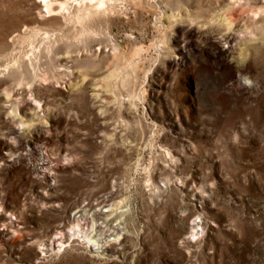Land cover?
Masks as SVG:
<instances>
[{
  "label": "rangeland",
  "instance_id": "1",
  "mask_svg": "<svg viewBox=\"0 0 264 264\" xmlns=\"http://www.w3.org/2000/svg\"><path fill=\"white\" fill-rule=\"evenodd\" d=\"M0 264H264V0H0Z\"/></svg>",
  "mask_w": 264,
  "mask_h": 264
},
{
  "label": "bare ground",
  "instance_id": "2",
  "mask_svg": "<svg viewBox=\"0 0 264 264\" xmlns=\"http://www.w3.org/2000/svg\"><path fill=\"white\" fill-rule=\"evenodd\" d=\"M194 224H195V223H192V225H191V226L193 227V226H194ZM195 229H196V228H195ZM192 231H194V229H193V228L191 229V233H192ZM195 231H196V230H195ZM56 240H57V239H56ZM57 241H58V240H57ZM58 244H60V243H59V242H57V245H58ZM60 246H61V245H60Z\"/></svg>",
  "mask_w": 264,
  "mask_h": 264
}]
</instances>
